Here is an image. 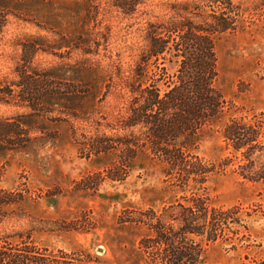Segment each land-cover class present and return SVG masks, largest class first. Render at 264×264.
<instances>
[{
    "label": "rangeland",
    "instance_id": "374dc122",
    "mask_svg": "<svg viewBox=\"0 0 264 264\" xmlns=\"http://www.w3.org/2000/svg\"><path fill=\"white\" fill-rule=\"evenodd\" d=\"M1 1L12 15L0 44V82L17 81L22 45H34L32 66L48 72L64 99L47 100V114L26 122L33 139L26 149L0 151V187L24 198L6 209L0 237L31 235L39 247L69 254L75 264H149L137 249L142 233L118 218L126 209L158 211L174 202L161 165L142 154L113 181L115 157L88 156L79 143L113 135L109 127L127 116V96L107 86L113 85L112 63L127 74L146 48L147 25L167 20L170 5L190 0H141L130 16L112 0ZM235 2L255 9V0ZM254 12L257 19L215 39L216 86L227 106L198 151L212 163L229 157L222 130L230 118L264 117V9ZM28 113L0 104L3 119ZM233 169L217 173L208 192L214 206L237 207L240 224L224 240L204 245L203 264H264V182L249 183Z\"/></svg>",
    "mask_w": 264,
    "mask_h": 264
},
{
    "label": "trees",
    "instance_id": "16d2710c",
    "mask_svg": "<svg viewBox=\"0 0 264 264\" xmlns=\"http://www.w3.org/2000/svg\"><path fill=\"white\" fill-rule=\"evenodd\" d=\"M112 1L127 16L142 4ZM235 1L174 3L167 20L149 23L147 45L135 66L124 74L119 63H112L113 85L107 86L127 96V116L109 127L113 135H95L79 143L88 156L115 157L113 181L120 180L139 155L147 154L161 165L174 202L158 211L126 209L118 218L122 226L142 233L137 249L149 264H203L204 245L224 240L231 226L240 224L237 207L223 209L211 203L208 183L217 173L234 167L241 179L264 182V117H232L224 124L229 157L219 163L198 154L204 133L222 121L227 106L216 86L215 39L237 32L249 19H257L254 11L264 9V0H255L254 10ZM11 15L0 0V44ZM37 53L36 46L23 44L17 81L0 82V104L29 111L0 118V151L26 149L33 140L26 122L47 114V100L64 99V91L50 84L48 72L32 66ZM23 202L21 193L0 187V224L6 209ZM0 264H75V259L39 247L31 235L15 233L0 237Z\"/></svg>",
    "mask_w": 264,
    "mask_h": 264
}]
</instances>
